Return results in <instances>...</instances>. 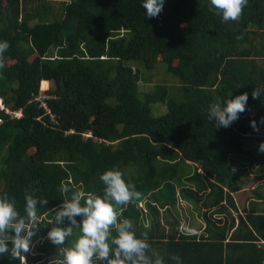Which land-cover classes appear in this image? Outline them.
<instances>
[{"label":"trees","instance_id":"trees-1","mask_svg":"<svg viewBox=\"0 0 264 264\" xmlns=\"http://www.w3.org/2000/svg\"><path fill=\"white\" fill-rule=\"evenodd\" d=\"M144 11L141 0H0V40L9 42L0 55V192L15 197L21 214L26 194L48 201L38 205L29 251L0 264H60L80 233L74 228L63 245L48 241L54 210L72 190L102 195L100 175L114 168L141 193L119 216L137 236L147 231L155 245L156 230L170 226L172 251L189 264H264V140H255L264 133V92L251 95L264 89V0H248L227 22L209 0H166L152 18ZM160 63L181 86L143 92L149 78L140 68ZM43 83L50 111L35 101ZM243 92L246 110L216 127L208 106ZM182 202L204 230L179 234Z\"/></svg>","mask_w":264,"mask_h":264},{"label":"clouds","instance_id":"clouds-1","mask_svg":"<svg viewBox=\"0 0 264 264\" xmlns=\"http://www.w3.org/2000/svg\"><path fill=\"white\" fill-rule=\"evenodd\" d=\"M166 0H141L148 18L157 17L163 10ZM248 0H209L210 11L221 16L223 22L239 19ZM9 48L7 40H0V55ZM47 85V83H45ZM48 86L41 88L47 94ZM264 89L255 88L252 98L261 97ZM249 94L243 92L231 95L221 103L208 106V119L214 120L216 127H230L246 110ZM36 101V98H35ZM38 102V101H37ZM39 103V102H38ZM0 109H5L0 99ZM40 106V103H39ZM12 113V112H10ZM21 115V112L15 115ZM254 130L256 121H252ZM261 123H264L262 118ZM264 152V142L259 146ZM104 188L102 195L85 193L83 189L71 191L70 198L63 199L55 211V224L46 239L54 245H63L67 237L73 236L74 228L79 230L78 237L70 247L63 250L60 264H95L96 260L107 264H165L163 257L151 250L148 232L137 236L131 219H120L122 205L138 200L141 193L135 190L133 183L126 181L119 169H109L100 175ZM60 191L67 193L70 189L62 182ZM24 213L18 210L15 197L8 192H0V256L10 254L13 258L25 256L32 245V237L39 230L38 205H46L47 200H40L32 194H26ZM79 218V219H77ZM67 220L66 227H61ZM147 227V224H145ZM113 229L115 235H113ZM176 264H182L177 255L171 257Z\"/></svg>","mask_w":264,"mask_h":264},{"label":"rangeland","instance_id":"rangeland-1","mask_svg":"<svg viewBox=\"0 0 264 264\" xmlns=\"http://www.w3.org/2000/svg\"><path fill=\"white\" fill-rule=\"evenodd\" d=\"M53 6L55 8H58V7H63V4H60V3L56 2V3L53 4ZM260 33L261 32L253 33V35L251 36L254 50L255 49H257V50L259 49ZM249 48L250 47H248V46L241 47L235 52V54L237 55L239 52H242V51H247L248 52ZM261 59L257 58L258 63H262L264 61V59H262V60ZM140 70H141V72L143 74H145L146 77L149 78V80H147L148 82L144 81V82L141 83V90L143 92L153 90L155 85H157V84H166V85L175 87V88H173L174 90H176L179 86H181L179 84L178 79L176 77H174L171 73H169V71L167 70V66L164 63H160L156 70H148V69L144 68L143 66H142V68H140ZM47 86L49 87V84H47ZM44 87H46V84H44ZM159 107L161 109V110L160 109L159 110L162 113H164L166 111V108L164 106H159ZM256 139L257 140L258 139H263L264 140V133L261 132V134H259L258 137H255V140ZM255 140L251 144L248 145V147H247L248 149L253 150L256 147L255 146ZM257 175L258 174H252V173L248 174L246 176V178H245L247 180V183L251 184L253 179H256L255 176H257ZM257 184H259V183H257ZM257 184H254L253 187L257 186ZM260 186H261L262 192L264 193V181H262V184ZM250 195L251 194L248 195V192H247V196L249 197ZM241 200H243V198H241ZM187 207H189V208L186 210ZM180 208H181V211L183 212L182 213V224H181V227L186 228L188 226V224L189 225L190 224L194 225V222L197 223V220L195 221L193 216L197 215L198 212H196V211H191L190 212L189 209L191 208V205H188L185 202H182L180 204ZM201 221H202V219H201ZM23 261H25V260H23Z\"/></svg>","mask_w":264,"mask_h":264},{"label":"crops","instance_id":"crops-1","mask_svg":"<svg viewBox=\"0 0 264 264\" xmlns=\"http://www.w3.org/2000/svg\"><path fill=\"white\" fill-rule=\"evenodd\" d=\"M196 218H197V223L194 222V225L188 224V226L186 228H183L180 226L179 227V234L191 235V234L196 233L197 231L204 230L205 229L204 228L205 227L204 222L201 221V219L198 216ZM153 228L154 227H152V226H147L145 229L153 231ZM174 229L175 228H173V227L165 226V225H162L161 228H158V230H156V232H155V239H154V235H153L152 239L150 240V242L156 241V244L155 245L151 244V250L149 251L148 254L151 255V252L153 250L158 252L163 257L165 264H176V261L172 260L171 257L173 255H177L181 258L182 264H189V260H185L182 256L183 254L178 255V247L175 248L176 249L175 251H172L170 243L173 241V239L171 240V236H172L173 232L177 231ZM160 235H166V237L160 236ZM228 240H231V237ZM231 251H233V250L231 249ZM232 254L237 255L236 250L234 252L230 253V255H232Z\"/></svg>","mask_w":264,"mask_h":264},{"label":"built area","instance_id":"built-area-1","mask_svg":"<svg viewBox=\"0 0 264 264\" xmlns=\"http://www.w3.org/2000/svg\"><path fill=\"white\" fill-rule=\"evenodd\" d=\"M52 98L51 95H48L46 93H42L40 94L37 98L36 101H38L40 103V106L43 107L44 109L49 110L48 104H47V100ZM1 107H3L2 105H0ZM19 115V114H17Z\"/></svg>","mask_w":264,"mask_h":264}]
</instances>
